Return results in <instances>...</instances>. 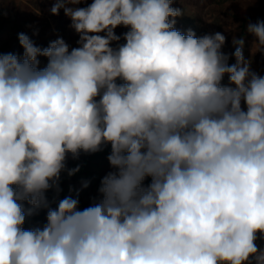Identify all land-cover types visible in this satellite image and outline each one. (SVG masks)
<instances>
[{
	"label": "clouds",
	"instance_id": "obj_1",
	"mask_svg": "<svg viewBox=\"0 0 264 264\" xmlns=\"http://www.w3.org/2000/svg\"><path fill=\"white\" fill-rule=\"evenodd\" d=\"M174 2L53 0L77 46L0 52V264H264V75ZM247 31L264 52V20ZM106 148L92 203L61 198L69 157Z\"/></svg>",
	"mask_w": 264,
	"mask_h": 264
},
{
	"label": "rangeland",
	"instance_id": "obj_2",
	"mask_svg": "<svg viewBox=\"0 0 264 264\" xmlns=\"http://www.w3.org/2000/svg\"><path fill=\"white\" fill-rule=\"evenodd\" d=\"M90 2V0H89ZM218 2L219 6L214 7ZM53 0H0V52L16 53L22 55L23 49L19 44L18 34L25 33L33 39L39 47H47L51 41L62 37L70 46H77V33L70 27V19L65 16L63 10L59 15L50 12ZM84 6V5H81ZM173 7L184 11L182 17L177 18L175 27L181 32L188 29L195 31L197 36L221 32L226 36L223 51L232 54L235 47L233 38H244V56L251 59V68L264 75V52L258 51L255 37L248 33L249 23L264 20V0H235L234 4L222 3L220 0H175ZM126 29L118 28L120 34ZM41 66L46 64V59L40 57ZM230 63H235L234 57ZM227 84V77L224 79ZM109 149L86 155L81 154L79 160L68 159V167L81 165V170L73 177L62 175L63 192L65 195L75 196V192L69 193V188L80 190V207L84 208L92 203V198L97 196L100 179L110 171L106 159ZM83 181H90L88 188H82ZM54 195L49 192L51 199ZM54 206V205H53ZM46 222V210L41 209L37 214L27 218L25 229L42 226ZM259 248L264 249V240H257Z\"/></svg>",
	"mask_w": 264,
	"mask_h": 264
},
{
	"label": "trees",
	"instance_id": "obj_3",
	"mask_svg": "<svg viewBox=\"0 0 264 264\" xmlns=\"http://www.w3.org/2000/svg\"><path fill=\"white\" fill-rule=\"evenodd\" d=\"M222 3H229V4H234L235 0H220ZM214 7H217L219 6V3L218 2H215ZM147 182V181H146Z\"/></svg>",
	"mask_w": 264,
	"mask_h": 264
}]
</instances>
